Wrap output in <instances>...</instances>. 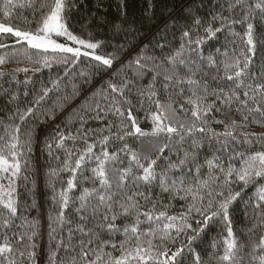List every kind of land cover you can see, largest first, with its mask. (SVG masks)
<instances>
[{
  "label": "snow or ice",
  "instance_id": "snow-or-ice-1",
  "mask_svg": "<svg viewBox=\"0 0 264 264\" xmlns=\"http://www.w3.org/2000/svg\"><path fill=\"white\" fill-rule=\"evenodd\" d=\"M139 3L0 0V264H264V0Z\"/></svg>",
  "mask_w": 264,
  "mask_h": 264
},
{
  "label": "trees",
  "instance_id": "trees-1",
  "mask_svg": "<svg viewBox=\"0 0 264 264\" xmlns=\"http://www.w3.org/2000/svg\"><path fill=\"white\" fill-rule=\"evenodd\" d=\"M165 2H170V0H165ZM97 3V0H85V9H83L81 11V16H87L89 12H93L98 18H104L105 16L108 19H111L112 16L115 14V0H104V4L102 9L99 12L95 11V5ZM129 5H130V10L132 12H138V9L140 7V3L139 0H129ZM164 4H161V7H163ZM77 19L79 20L80 17L78 16ZM81 23H85L84 21H81ZM77 28L80 27L79 24L76 25ZM88 33H93L95 39L97 40H107L110 39V36L107 32L106 29L104 28H100L97 24H93L92 27L85 28V31L83 33V38H88ZM77 34H80L79 32H77ZM115 41H113L114 43ZM0 53H2V50H0ZM27 66L25 63H13V62H9L6 65L3 66V70L6 72L12 71L13 69H15L16 67H24ZM56 74V70L53 69L52 75L55 76ZM28 75L30 77H32V80L30 83L25 84L23 83L24 81V74L21 73L19 74V82L14 83L13 85H9L8 83H4L3 87L4 88H10L11 92L17 93V100L13 102L12 105L8 104V100L9 97L6 96L4 94V92L0 91V120H4L7 119V117L13 112L14 110V106L18 105L20 108H24L26 104H28L29 101L32 100V95H31V91L33 89V87H35L36 89H39L40 87V82L43 81L45 83H47L48 79H49V72L48 70H44L41 73H36L33 74L31 72L28 73ZM28 91L30 94L25 97L24 96V92ZM50 103V102H49ZM174 107L179 108V105H174ZM63 115V113H61V116ZM218 116V114H217ZM143 117V113H141V118ZM60 120V117H57V121ZM142 127L144 128H149L150 127V122L147 121H143L142 120ZM213 127H217L219 130L220 126H216L213 125ZM47 125H41L39 128V134L43 135V132L46 130ZM248 131L250 132H254L257 134L260 133H264V128L260 127L259 125H251L248 129ZM35 157L38 158L39 160V165L43 166L44 169H46L48 167V157L47 154L44 152H41L40 150V146L37 145L36 149H35V153H34ZM53 163H55V161H53ZM43 183V176L40 175L37 177V184L38 186L41 185ZM154 196L159 195V198L162 199L165 203H167V194H160L159 193V189H156L153 193ZM176 208H179V205H176ZM33 216H36L37 213L33 212L32 213ZM119 223V222H118ZM237 224L239 225L240 228L243 227L244 225V220H243V216L242 215H238L237 217ZM234 230H238L235 226H234ZM239 234V232H238ZM215 236V233H212L210 235V237L208 238V240H206L204 242V245L207 246L208 244H210L211 242V237ZM200 249H197V251H199ZM211 250V249H209ZM115 255H118L119 253H114ZM38 256H39V252H38Z\"/></svg>",
  "mask_w": 264,
  "mask_h": 264
}]
</instances>
